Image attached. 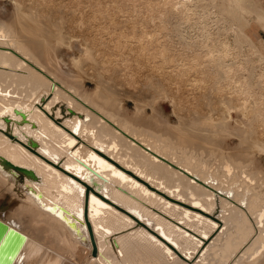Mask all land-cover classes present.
Wrapping results in <instances>:
<instances>
[{
    "label": "bare ground",
    "instance_id": "1",
    "mask_svg": "<svg viewBox=\"0 0 264 264\" xmlns=\"http://www.w3.org/2000/svg\"><path fill=\"white\" fill-rule=\"evenodd\" d=\"M25 1L12 0L15 15ZM35 4L47 13L51 11L49 6H58L51 0ZM86 4L82 13L70 18L75 32L83 30L85 20L113 19L115 14L122 18L117 35L108 33L103 22L88 35L79 33L81 37L86 35L81 42L86 55H92L93 47L96 54H101L99 50L103 48L112 52L114 58L120 52L117 55L122 56L121 61L114 59L113 63L122 62L121 69H113V77L121 78L130 88L146 81L152 85L150 88L154 84L158 89L154 86L152 90L159 91L172 104L175 115L191 114V127L180 120L172 123L154 103H140L133 95H127L134 103L130 113L124 109L127 98L120 95L115 98L118 108L98 102L95 97L107 93L100 81L98 91L86 95L82 90L87 77L78 61L70 68L57 55L63 37L58 35L41 45L40 34L15 24L16 20L0 25V118L14 105L31 109L41 122L35 135L65 157L66 163L77 166L79 171L75 174L93 187L103 184L110 174L87 155L93 147H105L108 155L128 172L162 191V186L168 188L174 203L199 205L205 211L218 205L212 224H226L227 229L213 234L208 218L191 212L184 214L179 206L168 208L158 196L144 199L183 224L176 227L159 212H149V206L144 208L150 220L155 218L162 223L166 233H172L177 240H185V233L198 237L208 233V241L214 235L199 255L192 250L201 264H264V232L259 228L260 215L264 214V164L260 165L264 163V39L256 37L258 28L264 30L261 0H87ZM164 34L169 42L159 40L166 37ZM125 50L129 59L123 58ZM93 56L91 60H97ZM96 73L98 77L100 72ZM144 86L137 89L143 90ZM45 98L48 111L57 103H65L74 111L67 127L77 123L76 114L88 116L80 121L76 150L71 149L75 140L67 132L54 130L47 112L38 109L37 103ZM183 130L189 133L183 136ZM233 140H237L234 145ZM184 141L188 142L186 146ZM0 155L42 174L49 185L42 191L36 186H25L26 191L22 192L20 184L14 187L11 178L0 173V264H172L163 249L144 233L124 234L129 223L115 218L107 209L99 210L105 218L98 222L119 237L113 240L109 234H98L93 226L94 243L89 236L88 241L81 239L45 208L52 203L47 199L53 197L52 188L56 189L52 175L55 170L44 159L3 139ZM114 182L117 184V180ZM123 188L118 190L122 192ZM35 190L44 195L43 206ZM229 191L234 196L229 197ZM115 194L119 196L118 191ZM144 220L151 226L150 220Z\"/></svg>",
    "mask_w": 264,
    "mask_h": 264
},
{
    "label": "water",
    "instance_id": "2",
    "mask_svg": "<svg viewBox=\"0 0 264 264\" xmlns=\"http://www.w3.org/2000/svg\"><path fill=\"white\" fill-rule=\"evenodd\" d=\"M47 103V98L41 99L37 103L38 109L41 112L44 110L47 112L49 121H51L54 126V130L59 133L61 132V130L67 132L70 135V138L75 140L71 149H73V151L76 150L77 144L79 142L78 139L80 121L86 120L88 116L80 113L76 114L78 119L77 123L71 127H67L66 123L71 121L74 111L68 109L69 107L65 103H57L53 107H51L52 110L48 111L47 108L45 109ZM40 124L41 122L37 120L31 109L27 108L26 106L23 107L14 105L11 108V111L1 114L0 139L7 141L11 145H19L30 155L44 159L46 164H48L50 167H52L53 170H55L52 171V175L54 176L56 182V189L54 190L52 188L53 197L52 199L47 198L48 201H51L52 203L50 202L51 204L45 205L46 209L55 207L60 211L68 212L70 214V209L74 206L76 196L75 186L74 184H72V181H75L76 183L86 187L89 197L88 219L86 221L89 227L86 229V231H83L82 236L80 235L81 239L87 238L86 241H88L89 236L90 240H92L94 243L93 226L96 227L95 231L98 232L97 226L98 224L101 225L98 220L100 218H105L100 213V215L96 217L95 222L93 221V205L90 199L92 195H96L97 198L102 201V203L107 204L109 206L107 210H109L115 218H121L128 223L129 221H131V223H129V227L124 231V234L144 233L146 237L150 239L152 236H156L157 239L162 241L163 238L160 236L157 230L162 229L165 235L173 236L172 233L167 234L163 224L158 223L155 218H152V220H150V216L144 210L146 206H149V212H159L162 218L174 224L176 227L183 226L182 223H180L179 221H175L173 218L158 210L156 207L148 204L144 200L148 198L155 199L156 196H158L159 198H163L165 202H167L168 205L166 207L168 208L179 206V208L181 207L185 210L184 214H189L191 212L190 214L206 217L209 221L215 223L214 214L215 212H217V208H220L218 205H214L211 210L205 211L200 206L198 207L193 204L183 203L184 205H179L178 203H174L175 199L167 193L170 192L168 188L162 186L164 190L162 191L158 188L150 186L148 182H146L138 175L134 174L132 171H129L131 172V174H129L127 169L119 166V164L108 155L109 149L105 147H93L87 155V158L93 160L97 166L104 167L106 169L105 171L110 174V178L105 180L103 184L99 185L98 187H93L91 184L84 181L75 174V172L79 171V168L77 166L66 163L65 157H61L59 153L52 150L44 140L38 138V136L35 135L36 131H38L40 128ZM61 138H64V136H61ZM68 141V139L65 140L66 143ZM95 157H99V159H95ZM53 158H57L58 162H54ZM101 161H103L104 163H101ZM109 165L111 167H109ZM0 173H2L3 175L5 174L6 178H11V182L14 187H17L20 184L23 188V190L20 189L22 192L24 190L26 191L25 186L31 187L32 189L33 186H36L37 190L39 191H42V189H46L49 186L47 180L44 179L42 174L37 175L32 169H28L26 167L11 163L1 155ZM117 173H123V176L117 175ZM95 174L97 175V172ZM124 177H127V179H125ZM114 180H117V184L114 182ZM143 182H146L148 184L146 189L142 187L145 186ZM120 186H125V188H123L124 191L120 192L118 190ZM65 188H67L68 191H65ZM37 190H35L36 194H38ZM115 191H118L119 196L115 194ZM29 192V194L32 195L31 191ZM42 195V192L38 194V196H40V203H42L44 199V195ZM81 202L83 203V201ZM97 209L99 211L103 208L97 206ZM50 213L57 216L55 212ZM144 218L150 220L151 226L147 222H145ZM62 221L71 229L72 232H76L75 228L69 226L64 220ZM80 227L81 226L77 223L76 228ZM109 236L113 240L119 237V235L117 236L116 232H110ZM202 236L203 235H199V237ZM213 237L214 235L212 236V238ZM211 239L209 241L207 240L208 242H206L204 246L210 243ZM96 252L97 251L95 246V249H93L94 255H96Z\"/></svg>",
    "mask_w": 264,
    "mask_h": 264
},
{
    "label": "rangeland",
    "instance_id": "3",
    "mask_svg": "<svg viewBox=\"0 0 264 264\" xmlns=\"http://www.w3.org/2000/svg\"><path fill=\"white\" fill-rule=\"evenodd\" d=\"M28 0H26L25 2H23V4H22V6H21V8H20V10H19V14H17V15H15L16 14V11L14 10V5H13V2H12V0H0V25H3L2 23L3 22H9V20H16L14 23L15 24H21V25H23L24 26V28H29L30 30H32L33 29V32L35 33V34H40L39 36L40 37H38V38H40V40L41 41H39V43L42 45V43H44V44H46L47 42H50V41H52V39L53 38H55L56 36H58V35H60L61 37H63V39H62V45L61 46H59L58 47V49H57V55L60 57V58H62V60L67 64V66L68 67H72L73 68V63H74V61L76 60V61H78V67H80V70H81V72L83 73V74H85L86 75V77H87V79H85V81H83V90L82 91H84L83 93H85L86 95H90V94H95L96 93V91H98V86H97V82L98 81H100V83L102 84V87L105 89V91L108 93H103V92H101L102 94H98L96 97H95V99H99L98 100V102L99 101H103V102H107V105H110V107H114V108H118V106H117V104H115L116 103V99L118 98V97H123V98H127L128 99V96L127 95H130V97H132V95H133V97H135L137 100H138V102H140V103H143V104H149V103H154V105H155V107H157V109L161 112V114H162V116H164V117H166V118H168L172 123H174V124H176V123H178L179 121L178 120H180V121H182L184 124H186L185 126L187 127H191V125L190 124H192L193 123V119H191L192 118V116H191V114L190 113H187V112H184V113H182V112H179V113H176V115H175V113L173 112V111H171V110H173V108L171 107V105L172 104H170L167 100H164L162 97H161V94H160V92L159 91H157V90H152V88L155 86L154 84H153V87L152 88H150L152 85L150 84V86L148 85L149 83H148V81H146V82H144L143 84H139V86H136V88H130V87H128L127 85H125V83H123V80L121 79V78H119V77H117V76H115V77H113L114 76V72H115V70H114V72H113V69H116V70H119V69H121V65H122V62H119L118 64H114L113 62H114V59H116V60H120L119 58L120 57H122V56H120V55H117V54H120V52L118 53V51L115 53L116 55H115V57L116 58H114V56L112 55V52H110V51H107L106 49H100L99 50V52H101V54L100 53H98V54H96V49H95V47H93L92 48V51L93 52H91V56H93V55H95V56H93V57H95V58H97V60L95 59V60H91L92 59V57L90 56V55H86V53H85V49H83V48H81L82 46H81V42H82V39L84 38V36H86V35H84L83 37H81V35H83V34H89V33H91V29L92 28H95V27H97L101 22H103V26L106 28V29H108V33H110V34H115V35H117V34H119L121 31H120V28L122 27V22H121V16L119 17L118 15H114V16H112V18L113 19H103V20H94V19H92V20H85V26L83 25L82 26V29L83 30H81L80 32H82V33H80L79 31H76L75 32V30L73 31L72 29H73V27L75 26L74 25V23L73 24H71V21H70V18H75V14L78 12V13H82L84 10H85V6L87 5L86 4V2H87V0H80V2H79V0H67V1H65L64 2V0H62L63 2H61V0H51L52 2H53V4H55L56 3V5H58L57 7L56 6H54L53 5V8H52V6H49L48 8H49V11L50 12H52L53 14H51L50 12V15H49V13H47V12H43V11H41L42 9H39L38 10V7H37V5L35 4L37 1H39V0H30V1H32L33 2V6L32 5H30V2L28 1ZM36 1V2H35ZM84 1V2H83ZM12 2V3H11ZM27 2V3H26ZM70 2H72V3H70ZM261 2H262V4L264 5V0H261ZM67 3H69V4H67ZM66 5H67V7H66ZM73 6H75V7H73ZM56 7V8H55ZM61 9V10H59V9ZM64 8V9H63ZM74 8V9H73ZM76 8V9H75ZM56 9H58V10H56ZM80 9V10H79ZM82 9H84V10H82ZM53 10H56V11H53ZM68 10H71V11H69V12H71L70 14H68L69 12H68ZM75 10V11H74ZM62 13V12H64V13H60V12ZM54 12H56L55 13V15H54ZM88 12V11H87ZM13 13V14H12ZM75 13V14H74ZM57 14V15H56ZM65 14H68V15H65ZM62 15H63V17L64 18H67L68 17V19H66V20H68V21H66L65 19H63V17H62ZM65 15V16H64ZM72 15H74V16H72ZM78 15V14H77ZM72 16V17H71ZM126 17H127V13H126V15H125ZM124 16V17H125ZM28 18L29 20H26L25 22H24V20L25 19H23V18ZM19 18V19H18ZM36 19H38V21L40 20V24H42L43 23V21H44V23L46 22V25H40V24H37V20ZM114 19H115V21H114ZM21 20V23L19 22ZM49 20V21H48ZM94 20V21H93ZM31 21V22H30ZM65 21V22H64ZM28 22V23H27ZM34 22H36V24L34 23ZM70 22V23H69ZM93 22V23H92ZM96 22V23H95ZM13 23V24H14ZM26 23V24H25ZM31 25V26H30ZM37 25V26H36ZM66 25V26H65ZM67 25H69V26H67ZM72 26V29H71V26ZM86 25H88L87 27H86ZM127 25H129V24H127ZM46 26H48V27H46ZM47 28H49V30L51 31V32H49V30L47 29ZM38 29L40 30V31H38ZM67 29V30H66ZM68 32V33H66V31ZM70 30V31H69ZM85 30V31H84ZM87 31V32H86ZM88 31H90V32H88ZM167 32V31H166ZM52 35H51V34ZM77 33V34H76ZM79 33L81 34L80 36H79ZM117 33V34H116ZM49 34H50V36H49ZM54 34V35H53ZM65 35V36H63V35ZM165 34H167V33H165ZM164 34V36H166ZM260 35V36H259ZM52 37V38H51ZM256 37H258V38H262V39H264V30H262L261 31V29L260 28H258L257 30H256ZM78 39V40H76V39ZM105 37H104V35H103V39H104ZM164 38H167V36L166 37H163L162 36V38H159V40L160 41H166L167 40V42H169L168 41V39H164ZM47 39H49V40H47ZM87 40H90L89 39V37L88 38H86ZM42 41H44V42H42ZM46 42V43H45ZM92 43V42H91ZM70 47V48H69ZM103 51V52H102ZM93 53H95V54H93ZM124 53V56H123V58H127V59H129V56L127 55V53H126V50H125V52H123ZM97 55H99V57H96ZM126 55V56H125ZM102 56V57H101ZM103 56H105V57H103ZM100 57H101V59H100ZM107 57H109L108 58V60H107ZM118 57V58H117ZM104 59V60H103ZM122 59V58H121ZM99 60H101L100 61V64L99 63H97L96 64V62H99ZM121 61V60H120ZM92 62H94V64H92ZM103 62V63H102ZM107 62V63H106ZM93 65H97L98 66V69H101V71L100 70H98L96 67L97 66H94V68H93ZM103 65H105V66H103ZM108 65H111V66H108ZM116 65H119V66H116ZM139 65H142V62H140L139 63ZM101 67V68H100ZM107 67H109V68H107ZM94 70H93V69ZM96 68V69H95ZM105 68V69H104ZM107 69H109V70H107ZM111 69V70H110ZM98 71V72H100V74L98 73V77L100 78H98V77H96V75L95 74H97L96 72ZM106 72H108L107 74H106ZM109 72H111L112 74H111V76H109L110 75V73ZM101 73H103V76H102V74ZM105 74V75H104ZM101 75V76H100ZM90 76V77H89ZM106 76V77H105ZM89 77V78H88ZM109 77L111 78V77H113L115 80H113V78H111V79H109ZM94 79V80H92V79ZM91 79V80H90ZM96 79V80H95ZM111 80V81H110ZM115 83H114V82ZM112 82V83H111ZM154 82H156V81H154ZM114 86H113V85ZM116 85H118V86H116ZM144 85H146V88H144L143 90L141 89V90H139V89H137V88H142ZM148 85V86H147ZM186 85V84H185ZM145 87V86H144ZM156 87V86H155ZM128 88H130V89H128ZM151 90H150V89ZM115 89H116V91H115ZM127 89V90H126ZM149 89V90H148ZM153 89H155V88H153ZM156 89H158V87H156ZM130 90H132V91H130ZM126 91H128V92H126ZM135 91H139V94H138V92L136 93ZM153 91H156L155 93L153 92ZM118 92H119V94H118ZM121 92V93H120ZM125 92V93H124ZM130 92H131V94H130ZM148 92V93H147ZM112 93H116V94H114V96H109L108 97V95H112ZM128 93V94H127ZM134 93L136 94V95H134ZM141 93H143V95H140ZM151 93H153V95H151ZM156 93H158V95L156 94ZM105 94V95H104ZM118 94V95H117ZM145 94V95H144ZM120 95V96H119ZM125 95V96H124ZM160 95V96H159ZM137 96H139V97H137ZM151 96H152V98L154 99L155 97H158L157 99L155 98V100L154 101H152L153 99L151 98ZM153 96H155V97H153ZM107 97V98H106ZM111 97V98H110ZM159 97H161V98H159ZM101 98H103V99H101ZM116 98V99H115ZM141 98V99H140ZM144 98H149L148 100H143ZM151 98V99H150ZM125 100V105H124V109L128 112V113H130V112H132L133 111V106H134V103H133V101L131 100V99H128V100ZM140 99V100H139ZM114 100V101H113ZM143 100V101H142ZM151 100V101H150ZM148 102V103H147ZM157 104V105H156ZM149 108V107H148ZM161 109V110H160ZM149 113H150V109H148L147 110ZM174 113V114H173ZM187 114V115H186ZM175 115V116H174ZM177 115H179V116H177ZM182 115V116H181ZM181 116V117H180ZM184 116V117H183ZM179 117V118H178ZM181 118H183V119H181ZM185 118V119H184ZM187 119V120H186ZM178 121V122H177ZM189 123V124H188ZM187 127V128H188ZM184 132V133H183ZM182 134H183V136L185 135L186 136V134L187 133H189V131H187V130H183L182 132H181ZM237 142V140H233V142L231 143L232 145H234L235 143ZM184 144V146H186V143H188V142H186V141H184L183 142ZM264 163H263V161L262 162H260V165H263Z\"/></svg>",
    "mask_w": 264,
    "mask_h": 264
},
{
    "label": "snow or ice",
    "instance_id": "4",
    "mask_svg": "<svg viewBox=\"0 0 264 264\" xmlns=\"http://www.w3.org/2000/svg\"><path fill=\"white\" fill-rule=\"evenodd\" d=\"M95 159H99V157H95ZM101 163L104 162L101 161ZM109 167L111 166L109 165ZM117 175L123 176V173H117ZM124 178L127 179V177ZM252 183H255V181L253 180ZM72 184H74L75 186L76 196L74 206L70 209V214L68 212L60 211L55 207L49 208L48 211L55 212L61 220H64L69 226L75 228L76 232L82 236L83 231L89 227V225L85 222L88 219V190L85 186H82L81 184H78L75 181H72ZM65 191H68V189L65 188ZM227 195L229 197H232L234 196V193L229 191ZM90 199L93 205L92 219L95 222L96 217L100 215L97 206L103 209H107L109 206L107 204L102 203V201L99 200L96 195H92ZM81 201H83V203ZM244 203L246 206L247 201H244ZM41 206H43V203H41ZM77 223L82 225V227L76 228ZM129 223H131V221H129ZM209 224L211 225V231L213 234L217 232H223L227 229L226 224H212L211 221H209ZM259 228L262 232H264V214L260 215ZM157 230L163 240L161 241L157 239L156 236H152L151 239L157 245H159L161 249H163L167 257L171 259L172 264H201V262L196 261L195 257L192 254V250L196 251V255H199L200 252L204 251V245L209 239L208 233H205L202 237H198L195 234L185 233L186 239L183 241H179L174 236L165 235L162 229ZM97 231L98 234H110L108 227L99 224L97 226ZM84 239L86 241L87 238ZM120 255L123 256V252H121Z\"/></svg>",
    "mask_w": 264,
    "mask_h": 264
}]
</instances>
